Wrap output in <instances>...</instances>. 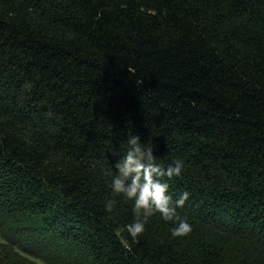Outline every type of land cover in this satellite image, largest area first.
<instances>
[{"label": "trees", "instance_id": "1", "mask_svg": "<svg viewBox=\"0 0 264 264\" xmlns=\"http://www.w3.org/2000/svg\"><path fill=\"white\" fill-rule=\"evenodd\" d=\"M132 135L188 235L127 232ZM0 264H264V0H0Z\"/></svg>", "mask_w": 264, "mask_h": 264}, {"label": "clouds", "instance_id": "2", "mask_svg": "<svg viewBox=\"0 0 264 264\" xmlns=\"http://www.w3.org/2000/svg\"><path fill=\"white\" fill-rule=\"evenodd\" d=\"M129 149L115 164L117 175L112 180V190L116 194H123L127 199L134 201V221L126 225L133 242L145 231L148 219L159 213L165 221H176L177 226L171 230L173 237L186 236L192 231L186 219L181 218L177 208L182 207L189 197L188 192L181 194L173 203L168 195L169 185L163 178L180 176L183 164L177 160L167 168L156 162L151 148H145L139 137L132 135L128 138ZM115 206L114 200H108L105 209L111 212Z\"/></svg>", "mask_w": 264, "mask_h": 264}]
</instances>
